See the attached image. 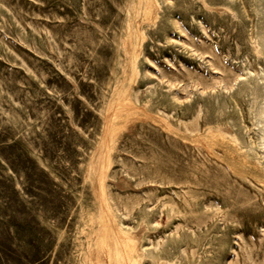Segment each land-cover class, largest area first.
Segmentation results:
<instances>
[{
  "label": "rangeland",
  "instance_id": "1",
  "mask_svg": "<svg viewBox=\"0 0 264 264\" xmlns=\"http://www.w3.org/2000/svg\"><path fill=\"white\" fill-rule=\"evenodd\" d=\"M263 111L264 0H0V264H264Z\"/></svg>",
  "mask_w": 264,
  "mask_h": 264
},
{
  "label": "bare ground",
  "instance_id": "2",
  "mask_svg": "<svg viewBox=\"0 0 264 264\" xmlns=\"http://www.w3.org/2000/svg\"><path fill=\"white\" fill-rule=\"evenodd\" d=\"M154 1H156V0H154ZM150 2V1H149ZM152 4V3H151ZM154 5V4H153ZM152 5V6H153ZM155 5H156V3H155ZM159 5V4H158ZM153 8H154V6H153ZM213 9V8H212ZM150 13V12H149ZM130 98V97H129ZM261 104V103H260ZM130 106V105H129ZM130 109V108H129ZM263 113H264V111H263ZM264 116V115H263ZM130 129V128H129ZM131 130V129H130ZM209 132H210V130H209ZM209 134H212V133H209ZM106 219V218H105ZM104 224V223H103ZM107 225V224H106ZM117 228V227H116ZM117 232L119 233V234H122L123 233V231H121V230H117ZM126 232V231H125ZM127 233V232H126ZM129 233V232H128ZM127 233V234H128ZM118 234V235H119ZM127 234H125V235H127ZM130 235V234H129ZM117 236V235H116ZM121 237H123V235L121 236ZM127 237V236H126ZM119 238V237H118ZM131 238V237H130ZM124 239V238H123ZM126 239V242H130V241H127V238H125ZM116 241H117V239H116ZM120 241V240H119ZM132 241H133V239H132ZM118 242V241H117ZM121 242V241H120ZM117 245H119L118 243H116ZM134 244H136V242L134 243ZM138 244V243H137ZM136 244V246H137V250H141L142 252H146V250H147V245H137ZM130 245V244H129ZM135 246V247H136ZM119 247H121V246H119ZM136 249V248H135ZM132 251V250H131ZM124 253V252H123ZM126 253V252H125ZM128 258V257H127ZM123 260H124V258H122ZM121 259V261L123 262V260ZM127 260V259H126ZM125 261V260H124ZM134 261V260H133ZM122 262H121V264H122ZM126 262V261H125ZM124 262V263H125ZM128 262V261H127ZM137 262V261H136ZM136 262L135 263H133V264H136ZM150 262V261H149ZM99 263H100V261H99ZM123 263V264H124ZM125 264H128V263H125ZM159 264V263H158ZM161 264H164V263H161Z\"/></svg>",
  "mask_w": 264,
  "mask_h": 264
}]
</instances>
